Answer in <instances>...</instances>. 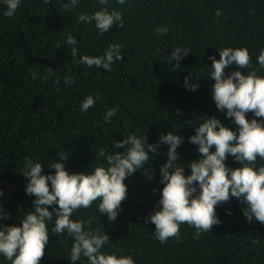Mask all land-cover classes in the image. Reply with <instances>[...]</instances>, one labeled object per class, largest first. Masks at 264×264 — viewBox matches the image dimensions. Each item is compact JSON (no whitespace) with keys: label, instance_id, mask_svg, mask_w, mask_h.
<instances>
[{"label":"trees","instance_id":"trees-1","mask_svg":"<svg viewBox=\"0 0 264 264\" xmlns=\"http://www.w3.org/2000/svg\"><path fill=\"white\" fill-rule=\"evenodd\" d=\"M67 3L21 0L16 13L7 17L5 0H0V179L16 187L4 208L8 217L0 220L3 226H22L34 211L35 197L26 192L30 178L23 175L25 158L42 164V174L49 175L55 173L49 166L61 162L58 153H65L70 174H92L98 166L108 167L105 158L96 159L99 149L122 153L125 149H116L114 143L127 136L145 134L147 143L157 144L161 135L172 132L184 139L177 149V165L190 175V163L201 154L189 138L203 120L216 117L238 134L234 119L227 117V110H218L213 99L209 58L220 59L224 48H247L252 68L233 64L225 76L234 71L247 75L255 69L264 77L257 62L264 50V0H126L124 5L117 0H108L107 5L79 0L78 6L65 10ZM104 7L122 12V28L117 23L101 34L94 21H79L81 13L92 15ZM161 26L169 30L158 36ZM69 34L77 41L75 58L66 43ZM117 43L123 45L124 59L115 61L111 71L78 62L84 55L102 56ZM177 47L191 52L174 68L176 61L165 58ZM189 74L190 84L199 83L195 91L185 86ZM66 77L75 83L66 86ZM89 95L96 98L95 106L83 112L81 104ZM112 108L118 111L106 121ZM247 118L255 117L250 112ZM167 152L168 145H159L150 153V165L126 178L127 198L115 221L101 215L100 200L76 210L71 218L85 221V231L99 229L109 235L103 253L130 256L135 264H264V224L249 223L243 214L247 205L237 198L216 206L221 223L199 238L195 227L185 223L180 239L165 243L155 239V225L144 219L159 210L165 186L160 169L167 163ZM225 163L232 169L242 166L231 155ZM256 166H264V160L258 157ZM55 219L54 215L47 222L49 242L40 264H88L83 256L75 262L70 259L74 238L67 231L54 234ZM0 262L11 264L2 254Z\"/></svg>","mask_w":264,"mask_h":264},{"label":"clouds","instance_id":"clouds-1","mask_svg":"<svg viewBox=\"0 0 264 264\" xmlns=\"http://www.w3.org/2000/svg\"><path fill=\"white\" fill-rule=\"evenodd\" d=\"M117 2L124 5L126 0ZM5 3L7 10L4 15L12 17L21 0H5ZM78 3L79 0H69L65 4V10L78 6ZM99 3L107 5L108 0H99ZM220 14L218 11L217 16ZM79 21L88 24L94 21L101 34L109 32L117 23L121 28L124 26L122 12L115 9L109 11L107 7L92 15L81 13ZM168 30L166 26L158 27L156 35H163ZM66 43L72 46V57H77L79 50L75 37L69 34ZM122 48L121 44H112L102 56L84 55L78 62L111 71L115 61L124 59ZM190 52L177 47L165 59L175 60L174 68H179L180 61ZM219 56L218 60L215 56L209 58L212 61L210 77L215 81L213 99L218 110H227V117L234 119L238 134L216 117L203 120L196 128V134L189 138L190 143L199 146L201 158L190 163L191 174L187 176L184 175L185 168L177 165L180 159L177 149L184 143V139L172 132L161 135L157 144L147 143L145 134L141 137L135 134L127 136L114 143L116 149H125L122 153L107 154L106 149H99L96 159L105 158L108 167L98 166L92 174H70L65 167L69 155L65 153H58L61 162L49 166L55 170L54 174L49 175L42 174V164L25 158L26 170L23 175L30 178L26 192L35 197L34 211L27 214L22 226L0 225V254L11 261V264H40L49 242L47 222L55 215L52 232L62 235L67 231L74 238L70 254L73 262L83 256L87 258L88 264H135L130 256L118 258L115 254L103 253L101 249L110 242L109 235L99 229L89 228L85 231L86 222L74 221L71 217L76 210L90 208L93 202L100 200L101 215H107L109 222L115 221L122 210V202L127 198L128 188L124 181L146 164L150 165V153L157 152L161 144L168 145L167 163L160 169L161 183L165 186L159 210L144 219L145 223L155 225V239L162 243L170 238L180 239V226L185 223L195 227L196 238H199L201 233L212 231L213 226L221 223L216 206L232 198L247 205L243 214L249 223L255 220L264 224V166H256L258 157L264 160V77L258 75L255 69L248 71L247 75L234 71L225 76V69L233 64L239 69L252 68V57L247 48H224L219 51ZM257 62L264 68V50H261ZM51 72L52 69L49 68V74ZM191 77L189 74L184 83L189 90L195 91L199 83L190 84ZM35 78L36 75L33 74V79ZM74 83L75 80L71 77L65 78L66 86ZM95 103L96 98L87 96L81 104V111L87 112ZM117 111L116 108L109 109L104 119L110 120ZM250 112L255 117L251 120L247 118ZM213 147L214 152L211 151ZM229 155L242 166L236 169L228 167L225 161ZM145 175L148 179L153 178L147 172ZM55 205L58 207L50 211L49 208ZM7 217L8 214L0 205V220ZM87 223L90 225L91 222Z\"/></svg>","mask_w":264,"mask_h":264},{"label":"rangeland","instance_id":"rangeland-1","mask_svg":"<svg viewBox=\"0 0 264 264\" xmlns=\"http://www.w3.org/2000/svg\"><path fill=\"white\" fill-rule=\"evenodd\" d=\"M15 189L16 187L14 184L0 179V191H2V195H0V205L3 206V209L12 198ZM0 264L3 263L0 262Z\"/></svg>","mask_w":264,"mask_h":264}]
</instances>
